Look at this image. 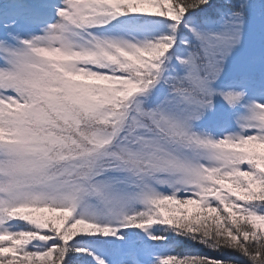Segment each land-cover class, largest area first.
I'll list each match as a JSON object with an SVG mask.
<instances>
[{
  "label": "snow or ice",
  "instance_id": "1",
  "mask_svg": "<svg viewBox=\"0 0 264 264\" xmlns=\"http://www.w3.org/2000/svg\"><path fill=\"white\" fill-rule=\"evenodd\" d=\"M0 264H264V0H0Z\"/></svg>",
  "mask_w": 264,
  "mask_h": 264
}]
</instances>
